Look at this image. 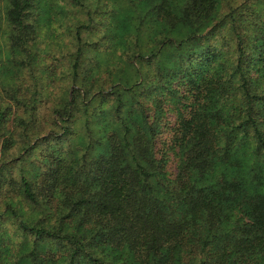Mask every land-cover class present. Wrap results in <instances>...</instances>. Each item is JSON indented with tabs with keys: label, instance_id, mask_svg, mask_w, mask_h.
I'll use <instances>...</instances> for the list:
<instances>
[{
	"label": "trees",
	"instance_id": "16d2710c",
	"mask_svg": "<svg viewBox=\"0 0 264 264\" xmlns=\"http://www.w3.org/2000/svg\"><path fill=\"white\" fill-rule=\"evenodd\" d=\"M215 2L151 0L146 14L133 18L138 22L133 27L135 34L145 20L161 31L162 39L150 52L134 53L136 63L145 56L153 60L156 77L164 81L186 78L191 83L200 78L197 71L203 63L216 65V74L204 78L209 83L202 93L204 101L214 99L212 109L196 105L189 119L181 122L180 131L186 135L181 146L182 163L172 181L163 180L162 165L152 150L154 124L145 122L142 109L143 123H122V136H106L105 149L97 157L89 158L91 146L77 158L70 150L59 149L53 155L45 144L39 183L18 179L27 204L50 210L59 200L60 208L70 218L68 224L74 225L72 231H67L61 226L18 222L19 229L31 233L35 241L46 240L64 248V260L57 264H264L263 175L256 164L239 176L227 172L240 163L229 153L240 155L237 146L244 143L252 163L264 169V90L256 93V80L250 75L252 66L262 59L264 34L257 39L261 44L247 38L249 29L262 33L264 19L257 14L244 18L245 6L230 10L223 22L206 33L204 38L211 36L208 41L201 37L207 41L205 45L194 24L211 17ZM30 7V0H10L7 20L15 51L22 45L23 36L29 34L30 25L25 21ZM222 25L234 46L231 62L222 61L224 45H228L219 31ZM163 48L177 55L169 68L156 58ZM126 64L132 67L130 60ZM72 65L75 70L78 53ZM146 85L144 80L137 87L124 83L126 90L121 94L137 93L147 89ZM196 90L190 88L189 96L193 97ZM65 103L73 111L64 107L56 110L59 121L70 119L71 113L78 110L81 95L72 92L71 100ZM216 163L226 172L217 170ZM3 174L0 169V184L4 183ZM206 178L211 180L207 184ZM157 189L164 194L162 197L156 196ZM90 233L92 236H88ZM99 248L97 258L92 257L91 252ZM112 251L122 257L110 260L107 254ZM39 259L35 251L29 254L30 264H40Z\"/></svg>",
	"mask_w": 264,
	"mask_h": 264
},
{
	"label": "rangeland",
	"instance_id": "374dc122",
	"mask_svg": "<svg viewBox=\"0 0 264 264\" xmlns=\"http://www.w3.org/2000/svg\"><path fill=\"white\" fill-rule=\"evenodd\" d=\"M30 4L25 21L30 25L29 34L23 36L22 45L15 51L11 47L12 29L7 20L10 0H0V169L4 170V183L0 184V264H30L29 254L33 251L40 258V264L64 260V248L46 240L35 241L31 233L23 232L18 226L22 222L37 227L61 226L67 231H72L74 226L68 224L70 218L60 208L59 200L50 210L37 209L27 204L20 193L18 179L21 177L33 185L40 181L39 170L44 164L42 145L48 144L53 155L59 149L70 150L77 158L91 146L89 158L97 157L105 149L106 136L111 133L122 136V123L133 126L143 123L140 116L143 110L145 122L154 124L151 133L154 158L162 165L163 180L172 181L182 163L181 146L186 136L180 131L182 120L189 119L196 105L212 109L214 103L213 98L204 101L202 97L209 83L204 78L216 74L214 63H203L197 71L200 78L191 83L186 78L164 81L156 77L153 60L146 56L136 63L134 53H148L162 39L161 31L153 29L147 20L140 24L137 34L133 31L138 24L133 18L144 16L151 0H30ZM241 6H245L244 18L257 14L260 20L264 19V0H216L211 17L194 24L200 40L223 22L230 10L237 11ZM219 31L228 44L224 45L222 61L231 62L232 39L225 25ZM262 34L264 27L262 33L252 28L247 38L257 41ZM209 37L204 39L208 41ZM207 41L202 42L207 45ZM163 50L156 58L169 68L177 55L174 50ZM77 53L78 65L73 70ZM260 58L250 69L257 94L264 90V52ZM128 60L132 67L126 64ZM142 80L147 83V89L121 94L126 90L124 83L137 87ZM190 88H197L193 97L188 94ZM72 92L81 95V106L71 113L70 119L59 121L56 110L64 107L73 111L65 103L71 100ZM237 149L240 155L231 151L229 156L240 161L239 167L227 172L239 176L246 173L249 165L256 164L264 182V169L257 162L252 163L246 143ZM214 166L226 172L219 163ZM209 181L206 178L205 183ZM163 195L157 189L156 196ZM100 250L92 251V257L97 258ZM107 256L110 260L122 257L116 251Z\"/></svg>",
	"mask_w": 264,
	"mask_h": 264
}]
</instances>
